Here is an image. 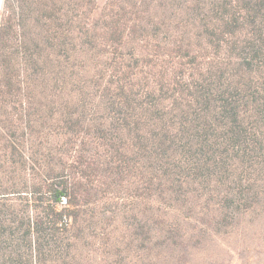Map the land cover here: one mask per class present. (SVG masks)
I'll use <instances>...</instances> for the list:
<instances>
[{
  "label": "trees",
  "instance_id": "16d2710c",
  "mask_svg": "<svg viewBox=\"0 0 264 264\" xmlns=\"http://www.w3.org/2000/svg\"><path fill=\"white\" fill-rule=\"evenodd\" d=\"M100 1L0 0V264L76 263L81 200L98 195V178L135 169L143 194L129 199L146 235L136 264H202L207 230L179 219L189 199L230 184L219 220L264 208V0ZM191 25L198 33L186 40L178 31ZM194 45L226 49L228 62L197 64ZM160 48L195 73L156 79L149 102L130 75L111 76L98 84L108 118H91L86 73L96 51L122 65L119 52L147 59ZM172 86L182 89L166 103Z\"/></svg>",
  "mask_w": 264,
  "mask_h": 264
},
{
  "label": "rangeland",
  "instance_id": "374dc122",
  "mask_svg": "<svg viewBox=\"0 0 264 264\" xmlns=\"http://www.w3.org/2000/svg\"><path fill=\"white\" fill-rule=\"evenodd\" d=\"M106 4L107 0L100 1L101 8H104ZM178 32H181V35L185 36L186 40H188L189 36H197L198 33L196 29H193V25L184 26ZM188 42L190 43V41ZM191 48L193 52H197V58H199L197 64L206 66L209 63L208 58H214L225 63L228 62L226 49H204L196 45ZM96 53L95 55L99 57L95 61L97 67L94 68L95 64L88 63L87 70L91 67V72L89 73L88 71L86 73L88 82L86 102L89 109L97 106V110L94 109L90 114V117L94 119L102 118L103 120L108 118V112L106 113L103 107L101 109L98 107L99 103H101L102 95L98 84L103 81H109L111 76L130 75L131 83L135 84L136 90L140 94L139 100L141 102L142 100L149 102L151 99L145 98V90L156 79L164 77L166 81H180L195 73V70L192 69L193 64L189 63V59L183 60L176 54H173L174 57L166 59L167 57H164V55H167L168 51L165 48L157 49L154 52L155 55L147 59H138L130 52H119V54H125L126 61L122 65L118 59L119 57L110 59L103 50L96 51ZM157 54L159 56H156ZM120 66L126 70V75L124 73L116 75V69ZM181 89L182 87L180 86H172L169 92H165L163 97L166 100L165 102L170 103L169 98H171L175 90ZM110 96H113V99L118 98L116 93ZM152 101H155V99ZM125 114L127 113L116 115L122 118ZM140 126L143 127L144 125ZM128 175L124 179L121 178L122 181L120 178L116 180L98 178L97 182H95V185L101 186V188H97L98 195H95L90 200L88 198L81 200L82 217L87 220L83 226V229H86V234L84 235L83 233V237L75 241L76 246L72 249V257L76 260L74 264H101L102 262L110 264L137 263L135 252L138 248L142 249L146 235L140 229V223L142 222L134 219L132 210L137 206L129 198L133 195L135 197V195L140 196L143 194L142 183L140 182L141 177L143 178V173L140 172V169H135L129 172ZM138 182H140V189L135 191L137 187L135 183L138 184ZM229 186L230 184L219 186L218 188H210L211 197H203L199 201L194 202V197L189 199L188 205L180 211L179 215L185 212L184 215L179 216L180 222L190 232L193 231L199 235L205 229L208 232L206 239L203 241L205 245H200V248L203 249L201 254L206 256L205 258H200V263L264 264L263 207L254 204L255 209H243L242 214L241 212H236L240 216L236 219L233 218V210H230L232 215L229 216L227 221L219 220L224 210H227L223 208L219 197L226 192ZM214 191L215 194L213 193ZM139 201L141 202L142 199H139ZM144 208L145 206L141 205L138 210L142 211ZM175 208L180 207L175 206ZM92 209H94V212H92ZM155 211L159 214L158 210ZM261 214L263 215L261 216ZM93 215L98 218L86 219L88 217L91 218ZM200 230L201 232H199ZM193 244L195 245L194 247H197L201 243L196 244L192 241ZM143 252L144 250L137 251V254L139 255ZM69 262L70 260L63 261L64 264H69Z\"/></svg>",
  "mask_w": 264,
  "mask_h": 264
},
{
  "label": "built area",
  "instance_id": "2783aa9c",
  "mask_svg": "<svg viewBox=\"0 0 264 264\" xmlns=\"http://www.w3.org/2000/svg\"><path fill=\"white\" fill-rule=\"evenodd\" d=\"M61 206H67L68 205V200H67V198H65V197H62V199H61Z\"/></svg>",
  "mask_w": 264,
  "mask_h": 264
}]
</instances>
